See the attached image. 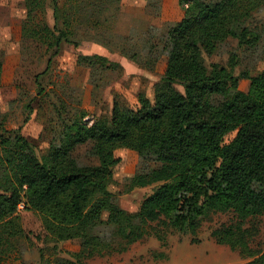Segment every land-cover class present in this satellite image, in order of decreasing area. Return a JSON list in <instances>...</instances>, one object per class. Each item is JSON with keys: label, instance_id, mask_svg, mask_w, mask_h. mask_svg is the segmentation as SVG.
<instances>
[{"label": "trees", "instance_id": "16d2710c", "mask_svg": "<svg viewBox=\"0 0 264 264\" xmlns=\"http://www.w3.org/2000/svg\"><path fill=\"white\" fill-rule=\"evenodd\" d=\"M179 1L185 13L169 30L164 46L168 62L153 100L141 92L137 108L115 101L111 121L80 113L41 158L20 131L0 133V263L18 252L21 242L33 244L17 209L24 202L25 209L41 217L46 233L37 238L54 241L49 254L46 247L40 249L42 264H81L83 258L111 251L114 240L99 234L103 227L112 229L125 249L149 234L152 222L167 220L179 230H196L201 218L228 211L236 213L238 222L215 229L213 236L264 264V252L250 245L255 226L244 227L249 218L264 216V70L257 75L241 72L250 80L243 91L233 72L234 55L228 65L214 63L211 68L204 58L230 36L255 46L259 38L246 21L264 0ZM53 5L55 21H62L63 28L38 20L46 12V0H25L22 35L41 40L48 50L60 48L63 41L79 46L72 38L73 14L59 0ZM97 61L107 68L120 66L100 53L77 58L80 65ZM2 73L0 61V84ZM40 76L37 91L43 94ZM89 140H94L98 163L81 165L72 152ZM119 147L161 164L132 177L130 189L162 182L135 214L123 209L109 189ZM77 238L82 242L75 260L55 258L58 242Z\"/></svg>", "mask_w": 264, "mask_h": 264}, {"label": "rangeland", "instance_id": "374dc122", "mask_svg": "<svg viewBox=\"0 0 264 264\" xmlns=\"http://www.w3.org/2000/svg\"><path fill=\"white\" fill-rule=\"evenodd\" d=\"M59 3L73 14L72 38L80 45L63 41L60 48L48 50L41 40L21 33L26 16L25 0H0V61L3 64L0 133L5 129L12 134L20 131L30 140L39 158L51 144L60 142L64 128L80 113L85 112L86 119L105 117L111 121L115 101L137 108L141 92L153 100L156 84L168 62L164 46L169 30L185 13L179 0H59ZM53 12V0H46V12L38 20L63 28L62 21H55ZM246 26L259 38L255 46L240 44L238 38L230 36L213 55L204 54L209 68L214 63L228 65L230 56L234 55L233 72L240 77L239 88L243 91L248 90L250 80L241 77V72L257 75L264 70V4L253 11ZM94 53L104 54L120 66L107 68L102 61L94 66L77 63L79 55ZM38 74L45 89L43 94L37 91ZM177 87L183 91L182 86ZM235 134L236 130L228 133L224 142ZM93 145L94 140H89L73 150L72 155L79 164L98 163ZM115 153L120 161L113 169L109 189L123 209L135 214L142 201L162 182L130 189L132 177L161 164L144 160L137 151L126 147L117 148ZM20 214L33 244L21 242L19 251L8 254L0 264H42L40 249L52 247L54 241L37 238L46 233L38 213L23 209ZM106 217L105 212L103 218ZM238 220L234 211L211 213L201 218L196 230L185 231L169 226L167 220L155 221L149 234L125 249L124 241L117 239L112 229L103 227L99 234L114 240L115 248L103 255L83 258L81 264H258L253 262L255 257L219 243L212 234L215 229ZM251 226H255L256 234L250 245L264 252V216L249 218L244 227ZM81 242L79 238L58 242L55 258L75 260L74 254ZM46 253L49 254L48 249Z\"/></svg>", "mask_w": 264, "mask_h": 264}, {"label": "built area", "instance_id": "2783aa9c", "mask_svg": "<svg viewBox=\"0 0 264 264\" xmlns=\"http://www.w3.org/2000/svg\"><path fill=\"white\" fill-rule=\"evenodd\" d=\"M17 209H18V211H22L23 209H25L24 202H20Z\"/></svg>", "mask_w": 264, "mask_h": 264}]
</instances>
